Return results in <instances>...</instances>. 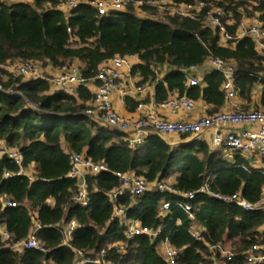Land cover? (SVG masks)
<instances>
[{
  "label": "trees",
  "instance_id": "16d2710c",
  "mask_svg": "<svg viewBox=\"0 0 264 264\" xmlns=\"http://www.w3.org/2000/svg\"><path fill=\"white\" fill-rule=\"evenodd\" d=\"M61 1H0V146L23 157L21 167L0 157V226L10 236L5 240L0 233V264H169L161 252L165 243L177 252L175 264H248L254 246L264 255L262 212L243 211L203 194L188 200L154 189L158 181L180 194H195L207 183L213 195H239L249 204H260L264 161L256 168L252 157L239 152L228 160V150L188 136L180 137L187 142L172 147L148 135L141 145L131 147L126 133L85 114L93 97L87 85L66 95L53 92L47 81L17 77L5 69L25 61L57 69L79 63L81 76L90 80L113 57L134 56L138 64L132 72L142 81L154 79V67L171 70L163 84L155 85L157 101L175 91L179 97L203 100L213 107L212 115L224 103L223 76L213 70L189 87L182 72L217 59L233 67L232 83L242 99L248 101L253 89L262 85L264 109V51L257 50L249 36L224 45L219 33L204 24L206 12L217 7L223 11V23L234 22L225 28L230 35L236 33L241 16L256 18L264 30V0H171L175 5L202 4L193 19L168 14L159 19V9L137 8L138 0H128L123 11L104 16L89 5L56 9ZM125 101L130 111L137 105L130 98ZM72 154L106 168L85 176V207L75 200L76 181L68 178ZM21 169L28 175H18ZM116 174H132L153 188L137 197L125 195L117 206L125 209L126 221L150 231L160 229L155 238L127 239L125 227L112 219L110 193L119 186ZM176 202L189 205L190 216ZM165 203L171 204L166 212ZM71 220L76 227L64 242L63 227ZM35 224L40 228L37 240L47 252L12 250L10 246L27 239Z\"/></svg>",
  "mask_w": 264,
  "mask_h": 264
},
{
  "label": "built area",
  "instance_id": "2783aa9c",
  "mask_svg": "<svg viewBox=\"0 0 264 264\" xmlns=\"http://www.w3.org/2000/svg\"><path fill=\"white\" fill-rule=\"evenodd\" d=\"M127 3L128 0H63L58 6H56V9L64 7L68 10H74L81 5H89L95 9L98 15L104 16L123 11ZM31 4L32 3H29V5ZM135 6L137 8L149 6L162 10L163 14L159 16V19L167 14L193 19L196 14L199 13L200 8L203 5H175L171 0H138L136 1ZM223 17V11L217 7L206 12L204 16V24L219 33L222 44L234 45L239 39L244 36H249L254 41L257 50L264 51V30H262L259 21L252 26H246L244 24L246 16H241L237 24V29L240 30V33L230 35L225 28L226 25H233L234 22L228 19L223 23ZM132 58H134V56L113 57L111 60L103 64L95 77L90 80L84 79L78 70L65 68H63L57 76L49 77L45 73V70L38 63L33 61L15 62L6 66L5 69L17 77L47 81L53 92H61L66 95L74 94L78 85L97 82L98 85L93 92L91 105L85 110V114L102 122L109 128L129 134L128 142L131 147L141 145L144 138L150 134L157 135L160 138L169 135L197 138L204 132L211 131V143L214 148L239 152L250 157L257 156L264 159V111L217 113L194 122L165 121L160 119L154 111L144 113L142 116L134 120L125 119L119 116L111 103V95L113 93H118L121 98H124L133 94L140 95L146 91V87L142 85L134 87L131 90L123 86L125 71L130 72V62ZM208 64L214 71L219 72L223 76L224 81L221 89L225 99L231 100L235 98L237 90L232 83L234 75L233 67L217 59L209 60ZM196 69V67H190L182 72L185 84L190 87L199 84L198 78L193 75V73L196 72ZM153 74L155 76L153 82L156 85L160 83L158 67L153 68ZM8 92L13 93L11 90ZM162 107L169 108L172 111L181 109L190 113L194 110V102L186 96L169 98L162 103ZM142 109L143 105L139 104L137 110L141 111ZM237 126H242L243 129L239 131H233L230 129ZM1 156L7 157L18 167H21L22 165L23 157L15 149H8L0 146V157ZM69 162L70 171L68 173V178L77 183V195L75 200L85 207L88 204L87 190L84 183L85 176L88 174H98L105 171L106 168L104 165L94 164L90 159L78 154L70 155ZM17 174L28 175L22 169ZM9 176L10 174H5V177ZM116 177L119 181V186L116 190L110 193V201L114 205L112 219H117L120 224L125 227V238L131 239L140 235H146L150 238L158 236L160 229L150 231L147 228H142L136 225L134 222L126 221L125 209L117 206L119 199L125 195L137 197L148 191L147 183L142 178L136 177L132 174H116ZM27 178L29 181L32 180L30 176H27ZM154 189L161 193L178 194L180 197L187 198L188 200H193L196 194H203L224 204H233L243 211H260L264 214L263 203L252 205L240 198L239 195L227 197L213 195L209 193L207 183H205L195 194H180L173 190L170 187V184L158 181L154 184ZM6 205L9 207H15V204L11 202H6ZM170 205V203H165L162 210L164 212L168 211ZM175 205L180 206L183 211L190 216L191 207L189 205H185L181 202H176ZM75 227L76 223L74 220H71L63 227L64 242H67L70 239ZM39 229V226L35 224L34 229L31 231L27 239L20 243L12 244L10 248L14 251L34 250L39 253H46L47 250L44 245L39 242L36 237V233ZM0 233L5 240L10 239V236L5 230ZM217 249L221 250L218 246ZM210 250H213V248H210L209 251ZM259 250L260 247L258 248L257 246L252 248L246 257L248 264L264 263V255L260 254ZM161 252L169 264H175L177 257V252L175 250L165 243L161 246ZM103 254L104 253L101 252L100 255L102 256ZM77 256L79 258L82 257L79 252L77 253ZM85 263L86 262L83 260H77L72 264ZM95 263L105 264L98 260L95 261Z\"/></svg>",
  "mask_w": 264,
  "mask_h": 264
},
{
  "label": "crops",
  "instance_id": "0c3cea01",
  "mask_svg": "<svg viewBox=\"0 0 264 264\" xmlns=\"http://www.w3.org/2000/svg\"><path fill=\"white\" fill-rule=\"evenodd\" d=\"M0 1H9L12 3H32V0H0ZM59 10H66V8L61 7ZM258 20L256 18H247L245 19L244 24L246 26H252L253 24L257 23ZM236 33L239 34L240 30L236 29ZM138 64V59L136 57L131 59L130 62V72L125 71V80L123 82V86L126 87L127 89L131 90L134 87L137 86H145L146 91L143 94L140 95H131L127 96L124 98H121L118 93H113L111 95V103L116 111V113L121 116L122 118L129 119V120H134L142 116L144 113L148 112H155L157 116L160 119H163L165 121L169 122H194L196 120H199L201 118H204L206 116L210 115V112L212 111L213 107L210 105H207L204 103L203 100L198 99L194 102V110L190 113L185 112L184 110L177 109L175 111L170 110L169 108L162 107V103L169 98H177L179 97L177 92L173 91L168 93V96L164 101H157L156 100V94H155V83L153 80H145L142 81V78L136 74H133L132 69L135 65ZM80 67L79 63H74L73 65V70H78L77 68ZM45 70V73L49 77H54L57 76L62 69H57L53 67H46L43 68ZM170 69L167 68H162L159 69V81L163 84L165 79L167 78L168 73L170 72ZM213 71V69L209 66L208 62L204 64V66L197 68L196 72L193 73L195 77L198 78V81L200 82L203 77L208 74L209 72ZM235 74V73H234ZM234 76V75H233ZM264 76V75H263ZM88 89L93 93L96 88V82H89L86 84ZM186 85V84H185ZM188 86V85H186ZM190 87V86H189ZM261 90H262V85H257L250 96V99L244 100L240 97L238 92L236 93L235 98L231 100H226L224 98V103L218 109L214 114L217 113H224V112H249V111H264V109L260 105V95H261ZM185 96V95H184ZM130 98L137 102L136 107L130 111V108L126 104L125 99ZM141 104L143 105V109L141 111L137 110V106ZM133 106V105H132ZM213 114V113H212ZM233 131H239L242 128V126H237L230 128ZM153 135V134H150ZM129 138V134H127ZM211 138H212V133L211 131H206L203 134L199 135L197 139L204 141L210 148H214L211 143ZM162 139L168 143L172 147H176L182 143H185L187 141H183L179 136L176 135H169L162 137ZM217 149V148H214ZM226 152V151H225ZM225 156L228 160L232 159V152H226ZM246 157L250 158V156ZM253 166L261 167L262 166V161L264 159L253 156ZM259 159V160H258ZM264 200V199H263ZM135 223V222H134ZM138 225L137 223H135ZM4 231V226H0V232Z\"/></svg>",
  "mask_w": 264,
  "mask_h": 264
},
{
  "label": "rangeland",
  "instance_id": "374dc122",
  "mask_svg": "<svg viewBox=\"0 0 264 264\" xmlns=\"http://www.w3.org/2000/svg\"><path fill=\"white\" fill-rule=\"evenodd\" d=\"M160 12L163 13L162 10H160ZM28 79H30V78H28ZM26 80H27V79H26ZM258 160H259V159H258ZM151 189H153V188H151L150 186H148V190H151ZM262 203L264 204V200L262 201Z\"/></svg>",
  "mask_w": 264,
  "mask_h": 264
}]
</instances>
